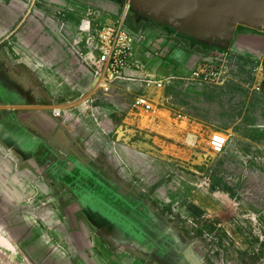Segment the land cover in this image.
<instances>
[{
    "label": "crops",
    "instance_id": "0c3cea01",
    "mask_svg": "<svg viewBox=\"0 0 264 264\" xmlns=\"http://www.w3.org/2000/svg\"><path fill=\"white\" fill-rule=\"evenodd\" d=\"M127 1L0 0V264H162L112 229L87 185L134 214L147 205L192 230L226 225L240 254L249 240L228 207L246 203L264 221V28L207 40L134 4L137 57L164 88L128 83L145 75L129 70L105 91L83 39ZM215 58L224 80L194 81ZM141 95L158 117L133 107ZM217 131L234 137L219 156Z\"/></svg>",
    "mask_w": 264,
    "mask_h": 264
},
{
    "label": "built area",
    "instance_id": "2783aa9c",
    "mask_svg": "<svg viewBox=\"0 0 264 264\" xmlns=\"http://www.w3.org/2000/svg\"><path fill=\"white\" fill-rule=\"evenodd\" d=\"M130 7L131 1L128 0L123 14L116 20L111 23H97L90 27L91 32L83 39L86 54L89 56V59L85 60L86 65L93 72L96 86L105 91L109 90L112 83L125 78V72L129 70L144 72L145 75L140 78H127L128 83L139 79L145 87L153 85L158 89H163L164 79L155 80L151 77L152 75L146 73L145 64L137 57L135 37L126 25ZM223 65L222 59L215 58L208 67L192 72L191 77L198 83L207 84L218 81L221 83L225 75ZM261 70L264 72V63L261 65ZM133 107L149 117L160 115L157 107L143 95L135 98ZM228 143L229 139L224 133L214 132L209 139V150L213 155H222ZM258 231H260L262 240L264 228Z\"/></svg>",
    "mask_w": 264,
    "mask_h": 264
},
{
    "label": "flooded vegetation",
    "instance_id": "af4514ba",
    "mask_svg": "<svg viewBox=\"0 0 264 264\" xmlns=\"http://www.w3.org/2000/svg\"><path fill=\"white\" fill-rule=\"evenodd\" d=\"M86 191L90 192L86 201H95L93 208L115 232H122L128 244L155 257L162 264H214L205 251L203 241L198 236L188 237L173 216L159 214L147 205L134 214L135 210L123 201L120 202L124 206L120 208L109 203L106 190L100 192L101 196L87 185Z\"/></svg>",
    "mask_w": 264,
    "mask_h": 264
},
{
    "label": "water",
    "instance_id": "95a60500",
    "mask_svg": "<svg viewBox=\"0 0 264 264\" xmlns=\"http://www.w3.org/2000/svg\"><path fill=\"white\" fill-rule=\"evenodd\" d=\"M202 39L227 40L237 25L264 28V0H130Z\"/></svg>",
    "mask_w": 264,
    "mask_h": 264
},
{
    "label": "rangeland",
    "instance_id": "374dc122",
    "mask_svg": "<svg viewBox=\"0 0 264 264\" xmlns=\"http://www.w3.org/2000/svg\"><path fill=\"white\" fill-rule=\"evenodd\" d=\"M138 11V6L135 8L133 3V7L129 10L128 18H131V14L133 16ZM208 44L216 48V45ZM213 51L222 52L216 48L211 50L210 53ZM214 54L217 56V52ZM181 127H184V125ZM226 136L229 140L232 139L234 141L232 135ZM253 211L246 203H237L228 207L230 220L227 223L231 225L232 232H235L234 234L236 232L239 233V231L244 232L249 240L250 246L246 247L245 252H242L243 254L238 252L236 241L226 232L228 230L225 227L226 225L205 224L192 230V227L187 226L182 220H178L177 223L184 231L195 232L196 236L199 235L198 237L203 241L206 253L216 264H241L237 260L242 261V264H264V238L261 240V234L258 231V229L264 228V221L254 215Z\"/></svg>",
    "mask_w": 264,
    "mask_h": 264
},
{
    "label": "trees",
    "instance_id": "16d2710c",
    "mask_svg": "<svg viewBox=\"0 0 264 264\" xmlns=\"http://www.w3.org/2000/svg\"><path fill=\"white\" fill-rule=\"evenodd\" d=\"M212 49H216V48H212ZM217 50L224 51L223 49H217Z\"/></svg>",
    "mask_w": 264,
    "mask_h": 264
}]
</instances>
